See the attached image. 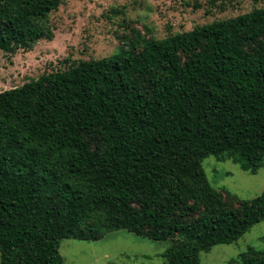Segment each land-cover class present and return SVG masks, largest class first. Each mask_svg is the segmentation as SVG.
Listing matches in <instances>:
<instances>
[{
	"label": "trees",
	"instance_id": "16d2710c",
	"mask_svg": "<svg viewBox=\"0 0 264 264\" xmlns=\"http://www.w3.org/2000/svg\"><path fill=\"white\" fill-rule=\"evenodd\" d=\"M59 2L0 0V49ZM209 155L264 167V8L0 92V264H63L61 240L121 229L179 237L165 264H200L264 219V190L213 188Z\"/></svg>",
	"mask_w": 264,
	"mask_h": 264
},
{
	"label": "rangeland",
	"instance_id": "374dc122",
	"mask_svg": "<svg viewBox=\"0 0 264 264\" xmlns=\"http://www.w3.org/2000/svg\"><path fill=\"white\" fill-rule=\"evenodd\" d=\"M262 8L264 0H60L45 13L27 17L25 42L11 40L10 51L0 49V92L81 60L138 53L146 42L170 40ZM202 167L213 188L241 200L264 190V167L251 174L212 155ZM177 238L154 241L121 229L91 242L63 239L58 251L63 264H165L161 254ZM249 248L264 250V219L235 242L201 252L200 264H228Z\"/></svg>",
	"mask_w": 264,
	"mask_h": 264
}]
</instances>
